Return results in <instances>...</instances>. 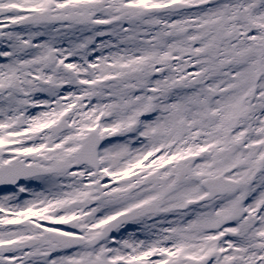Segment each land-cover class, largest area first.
I'll list each match as a JSON object with an SVG mask.
<instances>
[{
	"label": "snow or ice",
	"instance_id": "1",
	"mask_svg": "<svg viewBox=\"0 0 264 264\" xmlns=\"http://www.w3.org/2000/svg\"><path fill=\"white\" fill-rule=\"evenodd\" d=\"M0 264H264V0H0Z\"/></svg>",
	"mask_w": 264,
	"mask_h": 264
}]
</instances>
